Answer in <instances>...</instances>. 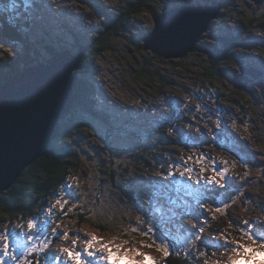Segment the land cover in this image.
Listing matches in <instances>:
<instances>
[{
    "label": "rangeland",
    "instance_id": "1",
    "mask_svg": "<svg viewBox=\"0 0 264 264\" xmlns=\"http://www.w3.org/2000/svg\"><path fill=\"white\" fill-rule=\"evenodd\" d=\"M94 3L105 5L107 10H110L118 8L122 0H86L83 4L80 0H0V7L12 10L17 19L28 21L29 24L23 29L30 31L33 40L37 39V45L38 40L42 39L49 41L46 43H51L50 45L55 48L62 45L73 51L77 47L75 39L80 43H86L89 34L96 30L103 19L96 12ZM12 4L16 5L15 9L12 8ZM154 5L153 9L159 10L161 3ZM224 6L225 15L215 18L211 23L215 26L213 32L222 34L229 30L230 33L241 35L243 46L241 45L240 52L247 56L242 65L254 72L257 70L255 65L260 62L255 52H264V29L254 27L248 32L241 33L236 27L240 24V16L248 18L251 15L256 17L262 15L264 19L262 14L264 0H260L257 4L253 0H226ZM155 15L147 11L134 18L133 34L141 36L151 30L152 18ZM58 36L61 37L60 42L57 40ZM53 37L55 38L52 39ZM208 42L214 44V41ZM132 43L130 38L124 35L112 36L108 51L92 64L96 91L104 99L102 102L95 100L92 106L96 108L97 113L103 109L111 115L119 116L121 121L119 125L124 126L123 119L129 120L130 126L126 127L128 130L99 125L85 107H79V110L76 107L71 109L69 113L77 111V115L88 120L91 130L81 131L73 138L74 153L78 160L67 174V187H62L56 196L47 201L48 217L39 222L38 228L29 229L28 226L9 221L0 215V264H40L48 253H57L67 261V254L60 253V249L72 248V240L75 237L71 233L77 232L81 238L77 239L75 250L80 251L84 248V239L90 238L92 234L102 238L105 243L115 241L120 244L124 240L135 241L134 244L125 245L126 247L150 244L152 241L147 234L141 236L130 231L132 227L130 222L135 221L137 216L149 221L153 227L152 236L157 241L164 239L165 243L173 246L168 256L173 264L178 263L177 259L181 262L179 264H217V261L222 264L227 260L230 249L215 250L213 255L214 248L206 245L213 241L222 243L225 234L231 239L239 240L245 231L246 221L254 222L252 232L264 235V165L254 169L253 164L246 160L244 165L247 164V168L240 166L232 151L226 150L218 142H206L205 137L200 135L199 125L204 124L201 119L207 120L208 117L203 114L204 97L195 96L194 90L198 88L196 84L198 80L195 76L199 73L198 69L203 60L196 55L185 57L184 62L175 68V73L171 77L173 89L155 94L147 87L140 86L135 80L132 69L138 61L136 59L141 61L144 59L141 55L147 57L150 55L142 49L134 48ZM40 45L41 53L45 55V46L42 42ZM15 51V47H11L10 43H3L0 37L1 56L13 55ZM174 61L178 63V59ZM154 63L158 64L157 61ZM187 66L188 70H186ZM236 71L233 70L230 75L231 82L234 80L235 83L232 86L228 82L230 91L237 84L235 77L239 78L240 74L242 80L241 71ZM243 76L253 79L250 72ZM261 77L262 75L249 80L248 83L254 85L250 88L255 91L262 88L264 94V84L259 83L261 80L264 82V76ZM190 108H194L195 111L190 112ZM257 110L264 111L261 105ZM186 112L192 117V120L186 119V123L190 121L188 126L178 124L174 129L169 127L165 131L158 128L164 118L174 120L181 113ZM193 114L200 116L201 119L197 116L194 118ZM262 114L259 117L260 128H256L251 122L242 124L240 121L235 129L240 135L249 139V143L246 144L256 151L250 152V159L259 158L264 161V145L259 144L253 137L260 131L264 132ZM232 117L236 118L234 115ZM151 121L155 129V138L147 143L144 130L149 127ZM107 130L112 136L111 146H108L104 140V133H107ZM196 131L199 134L195 135ZM129 136H133L134 139L131 140ZM190 136H194L193 149H201L207 156L215 155L220 164H223L221 169L209 166L205 157H200L192 163L190 172L185 171V167L176 162L194 154L187 153L190 146L187 137ZM171 137L174 143L170 142ZM138 150L148 153L157 166L154 168L140 165L139 168L134 169L128 165L127 172H124L119 165L125 162L129 153ZM156 153L159 154L158 157ZM160 156L162 157L157 160ZM167 157H173L175 162L168 163ZM107 165L114 169V184L104 171ZM242 167L245 170H242ZM201 168L204 169L203 172ZM224 169H227L229 177H234L233 188L228 187L227 190H230L222 197L214 198L213 192L220 188L215 184H207L206 178L214 171ZM246 172L247 176H245ZM247 177L253 185L246 184ZM231 183L232 181H229L227 185ZM69 188L76 199L73 201L68 197V203L64 205V211H61V205L56 201L59 199L63 204ZM168 190L175 191L176 197L170 198ZM121 199L126 203H120ZM225 203L228 205L224 210L225 214L214 211L215 206L223 208ZM69 208L72 210L67 211ZM82 214L86 220L79 223L78 217ZM230 219L235 220L239 228L237 224L230 225ZM57 223L60 225L58 229ZM201 227L203 232L199 231ZM53 229L61 234L69 232L70 235L66 240L62 235L57 238L52 235ZM196 236H200L201 239L197 240ZM5 237L9 243L8 255L3 254ZM241 242H247L246 238ZM45 244L47 247L44 246ZM140 250L160 261V264H164L161 252L155 248ZM82 258L89 259L90 264H97L95 259ZM49 264H55V261L49 260ZM68 264L75 262L70 261ZM255 264H260L259 260Z\"/></svg>",
    "mask_w": 264,
    "mask_h": 264
},
{
    "label": "trees",
    "instance_id": "2",
    "mask_svg": "<svg viewBox=\"0 0 264 264\" xmlns=\"http://www.w3.org/2000/svg\"><path fill=\"white\" fill-rule=\"evenodd\" d=\"M185 1H200L205 3L218 1L221 4L218 17L224 16L226 12L224 11V3L226 0H122L118 8H111L110 10H107L105 5L94 3L96 12L99 16L101 15L103 19L99 22V26L96 27V30L89 34L90 37L87 39V42L80 43L78 39H75V45L77 47L73 51L67 46L60 45L57 47L59 51L66 48L70 50L73 55H80L77 67L73 71V107H76L77 110L80 109L79 107H85L94 117H98L99 123L102 122V126H116L119 130H128L126 127L130 126L129 120L123 119L124 126H122L119 125L121 124L119 116L116 117V115H111L110 112L107 113L105 110H100L99 113H97V111H92L89 108V106L94 108L92 105L95 100L100 102L104 100L96 91V85L94 84V77L92 75V64L99 56L108 51L111 37L114 35H124L130 38L134 48L144 50L143 38L151 30L141 34V36L134 35L132 27L134 18H137L140 14L147 11H151L152 14L155 13L158 15L163 9L179 6ZM160 3L161 6L159 10H154V4ZM261 16L256 17L251 15L248 18L240 16V24H238L236 29L241 33L248 32L254 27L264 29V19ZM26 24H29L28 21L17 19L13 15L12 10L10 11L8 8L0 7L1 41L5 44L10 43L11 47L13 46L16 48L13 55H0V85L11 79L29 64L36 61H48L56 51V48L50 45L51 43H46L49 42L46 40H38L37 45V39L33 40L29 33L30 31H28V29L26 31L23 29L26 28ZM214 27L215 26L211 24L210 28L202 34L201 38L206 39H201L195 45L194 50L185 56L196 55V57L203 60L198 69L199 73L195 76V79L198 80L196 81L198 88L195 89L194 92L195 96L204 97V102L202 103V108L204 110L203 114L205 117H208V119H201L200 116L195 114H193V117L196 118L197 116L204 122V124L199 125L200 135L205 137L204 141L212 143L218 142L220 146L233 152L238 165L244 166V162L247 160V162L253 164L254 169H256L257 167H262L264 161L259 158H255V160L250 159V152L252 151V153H255L256 151L254 148H250V145L248 146L246 144V142L249 143V139L240 135L235 128H237L240 121L242 124L251 122L256 128H260L259 117L264 111H258L257 108H260L261 105L264 109V94L261 91L262 88L255 91L250 88V86H254L250 84L251 82L247 84H245L244 81L242 82L243 77L241 75L242 80H240V74L239 78L235 77L237 84L233 87L234 89L231 91L229 90L228 82H230L232 86L235 84L234 80L231 82L232 78L230 75H232V71H242V63L246 61L247 56L240 52V47L243 46L241 35H237V33L233 32L230 33L229 30L224 31L222 34H215V32H213ZM54 38L55 37L52 39ZM57 40L60 42L61 37L58 36ZM209 40L214 41V44L208 42ZM39 41L45 46V55L41 53ZM144 51L148 52L150 56L141 55L144 59L140 61L137 58L136 60L138 61L132 69L136 82L139 83L140 86L147 87L150 91H154L155 94H160L166 89H173L171 77L175 73V68L179 67L184 62L185 57L177 58L178 63H174L175 59H164L148 50ZM255 53L260 61L258 65H255V68L263 72V77L264 52L261 53L256 51ZM156 61L158 64L154 63ZM186 70H188V66ZM260 82L264 84L262 80L259 81V83ZM243 85L246 86L243 87ZM194 111V108H190V112ZM76 113L77 111H72L71 113H67L68 115L65 114L61 117L60 133L58 137L52 141L50 150L28 165L13 186L0 194V215L2 217H6L9 221L24 224V226H28L30 220L34 223V226H38L40 220L46 218V200L56 196L58 190L62 187H67V174L77 164L78 158L74 153L75 148L72 144L73 138L80 134L81 131L91 130L88 120ZM233 115L236 118H233ZM110 116H112V118ZM262 116L264 117V114H262L261 117ZM186 119L192 120L190 113H181L180 116L174 120L164 118L158 128L165 131L169 127L174 129L178 124L188 126L187 124L190 121L186 123ZM182 122H184V124ZM154 130L151 121L149 127L144 130V134L148 141L147 143H150V140L155 138ZM196 133L198 132L196 131L194 134L196 135ZM104 134L105 143L111 146L110 141L112 136L109 134L108 130L107 133ZM253 137L256 138L259 144L264 145V132L260 131L258 135H253ZM129 138L131 140L134 139L133 136H129ZM171 138L170 142L174 143L173 137ZM198 139L201 140V137L198 136ZM187 140L190 145L187 153L194 154L186 157L184 160L181 159L176 161L180 166L191 169L192 163L196 162L200 157H205L209 166H215L217 169L222 168L223 164H220L215 155L207 156L206 153L202 152L201 149L197 150V148L193 151V148H195V145L192 143L194 141V136H190V138L187 137ZM155 155H157V157L159 156L158 153ZM161 157L162 156L157 158V160ZM172 158L173 157H167L166 161L168 163L175 162V159ZM128 165L134 169L139 168L140 165L153 166L154 168L157 166L154 165L152 159L144 150L129 153L125 162L119 166L124 172H127ZM107 166L108 167L104 168V171L114 184V169L110 165ZM242 170H245V168L242 167ZM231 178L232 179L229 180L232 181L230 185H226V187L217 189L213 192L215 195L214 198L222 197L225 192L230 190H227L228 187L233 188L232 184L234 183V177ZM246 184L253 185L249 177H247ZM168 195L170 198H175L176 192L170 190ZM85 220L84 214L78 217L79 223ZM179 261L180 260L177 259L178 263L174 262V264L181 263ZM169 262L173 264L170 257H167V264Z\"/></svg>",
    "mask_w": 264,
    "mask_h": 264
},
{
    "label": "water",
    "instance_id": "3",
    "mask_svg": "<svg viewBox=\"0 0 264 264\" xmlns=\"http://www.w3.org/2000/svg\"><path fill=\"white\" fill-rule=\"evenodd\" d=\"M220 8L218 1H185L163 9L153 17L143 49L164 59L185 57L219 16ZM79 58L69 50L55 51L47 63L29 64L0 85V194L58 137L60 119L74 105L72 80Z\"/></svg>",
    "mask_w": 264,
    "mask_h": 264
},
{
    "label": "snow or ice",
    "instance_id": "4",
    "mask_svg": "<svg viewBox=\"0 0 264 264\" xmlns=\"http://www.w3.org/2000/svg\"><path fill=\"white\" fill-rule=\"evenodd\" d=\"M86 0H80V3H84ZM16 5L12 4V8L15 9ZM247 168V164L244 165ZM185 171H191L189 168H185ZM204 169L201 168V172ZM247 176V172L245 173ZM217 177L219 179H217ZM232 179L227 175V169L224 170H216L213 172L211 176L206 178V183L209 185L215 184V186L219 188H224L228 184L229 180ZM131 183V182H130ZM68 197H71L73 201H75L76 197L73 195L71 188L65 194L64 203L61 204V201L57 199L56 203L61 205V211H64V205L68 203ZM120 203H126L123 199L119 201ZM227 204L225 203L223 208L220 206H215L214 211L217 213L225 214V209L227 208ZM55 207V205H52ZM203 207V205H202ZM69 208L67 211H71ZM132 227L130 231L133 234L139 233L141 236L145 234L151 238V243H143L137 247H126L125 245L134 244L135 241L124 240L122 243L117 244L115 241H110L105 243L102 238L96 237L94 234L90 236V238L84 239V248L82 251L75 250L76 241L80 239V234L71 233L75 238L72 240V248L62 247L60 249V253L67 254L68 260L65 261L61 255L57 253H48L45 256V260L40 262V264H49V260H54L55 264H68L69 261H74L75 264H90L89 259H83L82 257H88L95 259L97 264H160V261H157L154 257L149 256L146 252L141 251V248L151 249L155 248V250L161 252L163 256L164 264H167V257L171 254L173 246L170 243H165L164 239L156 240L153 233V227L150 225L149 221L142 218L141 216H137L136 220L130 222ZM229 224H237L235 220L229 221ZM254 222L246 221L244 222L245 231L241 234V238L231 239L227 234L224 236V241L221 242H210L206 247L211 246L214 248L213 255L215 254V250L224 249L225 251L230 249V254L227 257V260L224 264H255L257 260H259L260 264H264V235H260L252 232ZM145 225H148L145 227ZM29 229L34 227V223L30 220L28 223ZM57 229L60 227L59 223H57ZM237 228H239V224H237ZM200 232H203V228L199 229ZM52 235L59 238L61 235L66 240L70 235L69 232H63L62 234L57 232L56 229L52 230ZM31 238V237H30ZM247 242H241V240L245 239ZM197 240H200V236H196ZM47 247V244L44 245ZM9 243L7 237L4 238L3 244V254L8 255ZM217 264H220V261H217Z\"/></svg>",
    "mask_w": 264,
    "mask_h": 264
},
{
    "label": "bare ground",
    "instance_id": "5",
    "mask_svg": "<svg viewBox=\"0 0 264 264\" xmlns=\"http://www.w3.org/2000/svg\"><path fill=\"white\" fill-rule=\"evenodd\" d=\"M69 262H70V261H69ZM222 264H224V262H223Z\"/></svg>",
    "mask_w": 264,
    "mask_h": 264
}]
</instances>
